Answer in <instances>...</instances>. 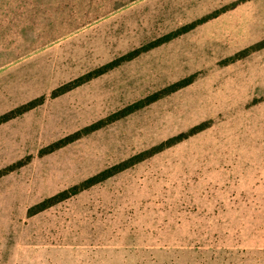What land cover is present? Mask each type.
Here are the masks:
<instances>
[{
    "label": "rangeland",
    "instance_id": "1",
    "mask_svg": "<svg viewBox=\"0 0 264 264\" xmlns=\"http://www.w3.org/2000/svg\"><path fill=\"white\" fill-rule=\"evenodd\" d=\"M171 42L51 93L183 26ZM264 0H0V264H264ZM189 86L55 151L126 106ZM205 130L30 215L161 143ZM261 152V153H260ZM260 155L262 157L254 156ZM260 153V154H259Z\"/></svg>",
    "mask_w": 264,
    "mask_h": 264
},
{
    "label": "trees",
    "instance_id": "2",
    "mask_svg": "<svg viewBox=\"0 0 264 264\" xmlns=\"http://www.w3.org/2000/svg\"><path fill=\"white\" fill-rule=\"evenodd\" d=\"M219 12L214 13L213 15H209L203 19H200L196 22H193L191 24H188L186 26L181 27L180 29L165 35L164 37H161L155 41H152L149 44H146L144 46H141L140 48H137L115 60H113L112 62L99 67L89 73H87L86 75H83L67 84H64L60 87H58L57 89H55L52 93H51V98L55 99L58 98L60 96H63L69 92H71L72 90L89 83L90 81L101 77L105 74H107L108 72L114 70L115 68H118L119 66L123 65L124 63L127 62H131L135 59H137L139 56H141L142 54H145L155 48H158L164 44H167L169 42H171L172 40L179 38L180 36H183L184 34L189 33L190 31L194 30L197 26L202 25L203 23L207 22L209 19L214 18L216 16H218ZM264 48V42L263 43H259L255 46H252L250 48L245 49L244 51H241L240 53H238L235 57V60H240V59H244L245 57L249 56L250 54L259 51L260 49ZM194 76L183 79L177 83L172 84L171 86L155 93L152 94L150 96H147L144 99H141L133 104H130L128 106H126L125 108L119 110L118 112L112 114L111 116L105 118V119H101L83 129H81L80 131L71 134L69 136H66L65 138L52 143L51 145L47 146L46 148H44L41 152H40V156H45L48 154H51L55 151H58L62 148H65L66 146L80 140L83 137H86L92 133H95L99 130H102L104 128H106L107 126L115 123L118 120H121L123 118H126L136 112H138L139 110H142L152 104H154L155 102L189 86L190 84L193 83L194 81ZM45 102V98L41 97L38 99H35L25 105L20 106L19 108H16L2 116H0V126L2 124H5L17 117H20L22 115H24L25 113L41 106L42 104H44ZM207 127V125L202 124L199 125L195 128H193L189 133H183L180 134L176 137H173L163 143H161L160 145L153 147L147 151L141 152L131 158H129L128 160L119 163L117 165H114L110 168H107L105 170H103L102 172L98 173L97 175L81 182L78 185H75L67 190H64L58 194H56L53 197H50L48 199H46L45 201L39 203L38 205H35L34 207L31 208L30 210V215H37L53 206H56L62 202H65L69 199H71L74 196L79 195L80 193L89 190L91 188H93L96 185H99L107 180H109L110 178L124 172L125 170H128L134 166H136L137 164L155 156L156 154L162 152L163 150L170 148L174 145H176L177 143H179L180 141L184 140L185 138H187L188 136L197 134L203 130H205V128ZM28 160H22L12 166H9L5 169L0 170V178L10 174L11 172L22 168L23 166L28 164Z\"/></svg>",
    "mask_w": 264,
    "mask_h": 264
},
{
    "label": "crops",
    "instance_id": "3",
    "mask_svg": "<svg viewBox=\"0 0 264 264\" xmlns=\"http://www.w3.org/2000/svg\"><path fill=\"white\" fill-rule=\"evenodd\" d=\"M260 153H261V152H260ZM260 153H259V154H260ZM254 156H255V158H256V157H259L260 155H256V154L254 153ZM260 157H262V156H260Z\"/></svg>",
    "mask_w": 264,
    "mask_h": 264
}]
</instances>
